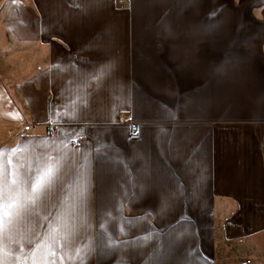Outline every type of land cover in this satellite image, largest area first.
Segmentation results:
<instances>
[{
  "label": "crops",
  "instance_id": "obj_1",
  "mask_svg": "<svg viewBox=\"0 0 264 264\" xmlns=\"http://www.w3.org/2000/svg\"><path fill=\"white\" fill-rule=\"evenodd\" d=\"M246 258L264 264V0H0V262Z\"/></svg>",
  "mask_w": 264,
  "mask_h": 264
},
{
  "label": "built area",
  "instance_id": "obj_2",
  "mask_svg": "<svg viewBox=\"0 0 264 264\" xmlns=\"http://www.w3.org/2000/svg\"><path fill=\"white\" fill-rule=\"evenodd\" d=\"M131 129H130V131H131L130 138H132V139H138L140 137V132H139L140 129H139V126L132 125L131 126ZM51 133H54V132L52 131ZM75 144L76 145H79L80 142L79 141H76ZM249 263H250V260H246V264H249Z\"/></svg>",
  "mask_w": 264,
  "mask_h": 264
},
{
  "label": "rangeland",
  "instance_id": "obj_3",
  "mask_svg": "<svg viewBox=\"0 0 264 264\" xmlns=\"http://www.w3.org/2000/svg\"><path fill=\"white\" fill-rule=\"evenodd\" d=\"M218 15H223V14L218 13ZM132 125H137V126H139V125L136 124V123H131V124H130V128H129V139H132V138H130V135H131V131H130V129H131V126H132ZM139 129H140V126H139ZM131 130H132V129H131ZM52 131L54 132V126H52L51 128H49V131H48V132H49L50 134H54V133H51ZM139 132H140V130H139ZM133 140H135V139H133ZM76 141H79V142L81 143V140H79V139H77V140H73L72 142L75 143ZM246 260H250V263H249V264H253V263H252V260H251L250 258H246V259L244 260V264H246Z\"/></svg>",
  "mask_w": 264,
  "mask_h": 264
},
{
  "label": "snow or ice",
  "instance_id": "obj_4",
  "mask_svg": "<svg viewBox=\"0 0 264 264\" xmlns=\"http://www.w3.org/2000/svg\"><path fill=\"white\" fill-rule=\"evenodd\" d=\"M0 264H2V262H0Z\"/></svg>",
  "mask_w": 264,
  "mask_h": 264
}]
</instances>
